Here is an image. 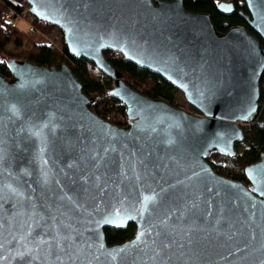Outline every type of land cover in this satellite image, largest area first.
Masks as SVG:
<instances>
[{
    "label": "water",
    "instance_id": "obj_1",
    "mask_svg": "<svg viewBox=\"0 0 264 264\" xmlns=\"http://www.w3.org/2000/svg\"><path fill=\"white\" fill-rule=\"evenodd\" d=\"M115 80L129 122L98 116L67 63L0 73V264H264V153L220 175L261 107L264 0L221 33L184 0H25ZM223 15L233 3L218 5ZM160 74L199 114L127 84L104 55ZM3 60L0 54V61ZM136 231L109 244L106 227Z\"/></svg>",
    "mask_w": 264,
    "mask_h": 264
},
{
    "label": "trees",
    "instance_id": "obj_2",
    "mask_svg": "<svg viewBox=\"0 0 264 264\" xmlns=\"http://www.w3.org/2000/svg\"><path fill=\"white\" fill-rule=\"evenodd\" d=\"M221 2L233 3L236 12L227 16L223 15L218 9ZM184 6L192 12L209 14L215 28H218L221 33L228 32L233 26L242 25L259 37L248 25L245 17L240 14V12L245 15L250 14L245 0H184ZM28 8L29 4L25 0H0V54L3 57V60L0 61V73L11 77V71L8 68V58L10 57L20 61L28 59L42 66L59 67L61 64L67 63L75 77L80 80L85 94L93 99L91 107L95 113L106 120L111 117V122L119 126L127 125L129 122L127 108L112 93L115 80L107 76L93 61L83 56L71 54L68 46L65 45L64 36H62V49L46 41L45 36H51L54 30L62 31L56 25H50L30 15L27 11ZM10 9L15 10L16 14L25 13L30 18L31 24L36 27V32L31 33L28 28L20 27L13 20L6 18L3 12L10 11ZM259 39L264 45L262 37ZM12 45L14 49L11 50L8 47ZM104 55L122 73L127 84L133 86L143 95L154 99L161 98L174 106L199 114L184 96L178 95L182 92L160 74L152 73L148 69L140 67L127 60L121 53L105 50ZM261 80L260 110L252 122L243 123L246 136L242 142L235 145L237 147L236 154L228 156L216 152L212 153L209 159L213 169L220 175L246 182L248 185H250V181L247 178L245 167L255 163L264 153V73ZM135 231L134 223H129L126 229L106 227V239L109 244L122 243L132 237Z\"/></svg>",
    "mask_w": 264,
    "mask_h": 264
},
{
    "label": "rangeland",
    "instance_id": "obj_3",
    "mask_svg": "<svg viewBox=\"0 0 264 264\" xmlns=\"http://www.w3.org/2000/svg\"><path fill=\"white\" fill-rule=\"evenodd\" d=\"M13 10V9H10ZM15 12V10H13ZM11 11V12H13ZM28 11V9H27ZM6 12H3L4 16H6ZM29 13V12H28ZM14 18L12 19L18 26L23 27V28H28V30L31 31V33L36 32V27H34V25L31 24L30 18L25 14V13H21V14H16V12L14 13ZM6 18H8L6 16ZM59 28V27H58ZM62 32L58 31V30H54V32L51 34V36H45V40L48 41L49 43L53 44V46H57L59 49L63 48V40H62ZM9 49H14V46H9ZM115 85V83H114ZM179 96H184L182 95V93L178 94ZM111 118V117H110ZM112 119V118H111Z\"/></svg>",
    "mask_w": 264,
    "mask_h": 264
},
{
    "label": "built area",
    "instance_id": "obj_4",
    "mask_svg": "<svg viewBox=\"0 0 264 264\" xmlns=\"http://www.w3.org/2000/svg\"><path fill=\"white\" fill-rule=\"evenodd\" d=\"M11 11H13V10H10V11L6 12V16L8 17L9 20H12L14 18V16H15L14 15L15 12L14 11L11 12ZM108 119L111 122L112 119L110 117H108ZM127 119H129L128 116H127Z\"/></svg>",
    "mask_w": 264,
    "mask_h": 264
},
{
    "label": "flooded vegetation",
    "instance_id": "obj_5",
    "mask_svg": "<svg viewBox=\"0 0 264 264\" xmlns=\"http://www.w3.org/2000/svg\"><path fill=\"white\" fill-rule=\"evenodd\" d=\"M247 21V20H246ZM248 23V22H247Z\"/></svg>",
    "mask_w": 264,
    "mask_h": 264
}]
</instances>
